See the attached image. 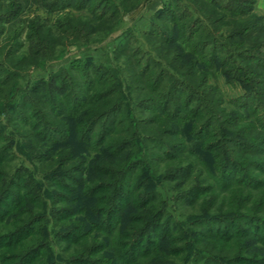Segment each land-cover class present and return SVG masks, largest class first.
<instances>
[{
    "label": "trees",
    "instance_id": "trees-1",
    "mask_svg": "<svg viewBox=\"0 0 264 264\" xmlns=\"http://www.w3.org/2000/svg\"><path fill=\"white\" fill-rule=\"evenodd\" d=\"M43 2L51 12L88 11L84 24L57 21L61 34L76 37L121 14L115 0ZM255 2L168 1L148 31L159 50L149 58L123 33L116 53L140 94L133 108L117 78L122 72L94 62H72L17 89L27 58L11 62L18 35L1 44V33L20 5L0 15V114L14 124L11 136L0 123V264H264V15L252 13ZM46 32L45 22L29 23L31 54L56 50L57 38ZM219 71L246 90L230 101L233 110L209 83ZM138 111L147 114L138 118ZM16 135L43 165L41 186L11 170ZM133 152L138 157L127 160ZM197 171L202 182L178 192ZM216 190H241L237 208L259 198L260 209L203 216L184 229L175 203L200 204ZM55 239L65 244L60 255Z\"/></svg>",
    "mask_w": 264,
    "mask_h": 264
},
{
    "label": "rangeland",
    "instance_id": "rangeland-1",
    "mask_svg": "<svg viewBox=\"0 0 264 264\" xmlns=\"http://www.w3.org/2000/svg\"><path fill=\"white\" fill-rule=\"evenodd\" d=\"M115 1L121 3V14L119 16V20L118 18L113 19L112 22H109L107 26H102L95 22V27H88L89 29L86 27L81 36L76 37L69 34H61V32H59L56 27L57 21L74 24L78 22L79 24H84V22L86 23L88 21V18H91V15L85 9L79 11L75 10V8H65L51 12L47 6H45L43 0H33L29 3H27L28 0H0V15L10 13L14 7L13 3L20 5V10L18 13L13 16L10 21L4 23L1 33V44L5 43L7 40L13 39L15 35H18L17 43L21 44V46L18 50V53L13 56L11 62L14 63L18 57L23 56L27 58V60H25L20 66L23 74L22 78L13 81L17 83V89L23 90L26 86L27 80L30 78L48 79L51 73L56 72L62 66H67L72 62H79L82 64L94 62L95 64L110 66V68H115L116 70L122 72L121 74L117 73V78L120 79L122 83V88L124 91L123 93L126 97L127 103L131 108H133L135 102L138 101L137 98L140 97V94L130 87L129 82L131 81L132 77L129 76V72L124 71V63L126 58L125 56L117 55L116 49L119 46L124 33L125 37H128L131 40L130 47L136 49V52L137 50H140V54H142L145 58H149L150 54L158 53L159 50L156 48L152 39L149 38L148 31L153 29V23H155V25H159L160 22L156 17L160 14V10L163 7L165 8L166 3L171 0ZM184 1L192 2V0ZM252 10V13L264 15V0H256ZM32 20L45 22L47 39H50V34H53L57 38L56 44L52 46L55 47L56 50H50L46 48V52H49V54L47 53V56H35L29 52V43L26 40V36L29 23ZM1 25L2 24H0V27ZM124 41L125 40H123V42ZM48 43L50 42L48 41ZM3 55L4 49L0 48V60L3 58ZM52 57L56 59L47 62L45 65L41 64V62H43L42 59L46 61ZM209 83L210 85H216L219 88L224 101L223 105L228 110H233L235 108L230 101L246 91L244 88H242L239 81L229 82L226 75H224L222 71L209 75ZM19 94H21V92ZM137 109L139 110V108ZM144 113L146 112L138 111L137 117L142 118L145 116ZM0 123L4 124L6 132L12 136L11 133L14 132V124L12 123L8 126L5 115L2 113L0 114ZM142 128L143 126H141V131ZM20 131L21 129L18 128L16 131L17 134ZM147 131H149V128ZM147 131H143L142 133L147 134ZM21 139L22 138L19 135L15 136L16 144L14 151L16 157L12 161L11 170L14 171L15 169L21 168L24 173L27 172L29 177L31 176L38 180V183H34L36 186H41L38 184L41 181L43 182V165L32 159L28 144ZM148 147L145 146L144 148ZM135 157H138L137 152L130 154L129 157H127V160H134ZM170 169L172 168L170 167ZM198 171L194 173L196 175L195 177L191 178L190 181L188 180L186 183L182 184L181 187H179L181 189L178 190V192H183L184 190L191 188L194 184L200 181L202 182L205 174H198ZM148 172L149 173L147 175H154L152 170H149ZM161 173L156 172L155 175L158 176L161 175ZM180 179L182 180L183 178ZM25 180H27V176H25ZM165 186L166 190L174 191V182H165ZM44 191L46 202L49 204L51 195L50 189L47 188L46 185L44 186ZM242 194L243 191L241 190H230L227 192L216 190L212 191L205 198L202 196V198H200L197 202L200 204L193 206H189L190 204L188 203L184 204L183 202L175 201L176 208L174 210V215L181 222L184 229L189 230L191 227L190 225L187 226V223L203 216H225L231 214L230 212L237 214L238 212L236 211L243 212L251 210L250 212H254L260 209V206H258L259 198L256 201L254 200L255 203L252 206H250L249 203L247 207L244 206V208H242L240 206L237 208V204H235V202L240 201L239 199L242 198ZM129 198L130 196L127 195L126 199L129 200ZM195 199L197 200L198 198L195 197ZM128 208L127 203L122 205V209L120 210V221L123 214L128 212ZM122 223L124 224V220ZM195 236L197 237V235ZM99 237L104 239V236L102 235H99ZM55 242V249L53 251L55 255H60V249H62L60 247L64 248L65 244L63 242L60 245V242L56 241V239ZM63 255L68 257L69 252H64ZM99 255L101 254H95V256L92 257H99ZM83 264L87 263L84 262Z\"/></svg>",
    "mask_w": 264,
    "mask_h": 264
},
{
    "label": "crops",
    "instance_id": "crops-1",
    "mask_svg": "<svg viewBox=\"0 0 264 264\" xmlns=\"http://www.w3.org/2000/svg\"><path fill=\"white\" fill-rule=\"evenodd\" d=\"M31 1H33V0H28V2H27V3L31 2ZM38 5H39V4H38Z\"/></svg>",
    "mask_w": 264,
    "mask_h": 264
}]
</instances>
